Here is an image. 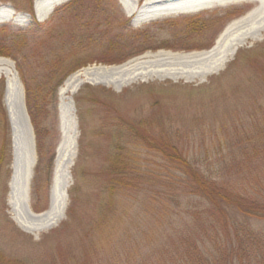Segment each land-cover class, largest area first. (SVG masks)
Here are the masks:
<instances>
[{"label": "rangeland", "instance_id": "rangeland-1", "mask_svg": "<svg viewBox=\"0 0 264 264\" xmlns=\"http://www.w3.org/2000/svg\"><path fill=\"white\" fill-rule=\"evenodd\" d=\"M36 1L0 0V46L8 48V53L0 56L4 60L0 63V79L5 85L2 104L10 128L9 158L0 173V264H264V221L238 216L228 239L219 223L195 221L190 211L200 207V200L188 201L184 197L177 207L172 200L165 201V188L158 189L164 207L153 205V211L137 207L135 195L131 194L128 199L135 205L130 211L134 222L126 234L114 240L111 254H108L109 244H99L94 241L97 238L84 236L93 231L89 223L96 211L93 204L97 193L104 188L107 162L114 149H129L126 155L133 158L132 150L142 148L144 143L139 137L128 136L125 128L110 126L117 120L119 125L151 124L146 132L154 131V140L172 141L169 133L193 132L183 144L196 155L201 170L211 176L225 173L221 170L223 165L216 163L221 157L220 144L223 148L230 146L229 139L223 135L231 136L235 129H264V33L260 40H249L238 49L236 55L242 53L241 60L233 63L235 55L222 70L204 79L188 82L152 77L118 88L83 81L75 92H62L67 79L87 68H118L142 54L154 55L158 51L207 52L230 22L257 7V3L227 0L195 13L152 18L155 4L151 2L155 0H128L137 9L133 17L126 15L120 0H67L55 4L41 22L34 12ZM68 3L81 18L65 17L62 12L53 17L55 11ZM138 15L145 17L137 20ZM54 23L56 34L62 38L45 42V47L56 46L53 50L56 60H66L73 52H79L75 58L79 59L80 68L64 78L45 70L51 67V61L39 58V53L45 56L48 52L38 48L44 31L35 24ZM70 35L74 41H68ZM124 53L129 54L127 59L116 62ZM107 59L114 62L108 63ZM15 60L28 73L42 64L39 74L44 75L43 83H47L44 92L57 87L56 119L52 126L56 136L50 139L48 153L53 155V161L48 187L41 196L45 209L34 213L30 206L35 164L28 185L30 210L34 216L44 213L56 192L61 200L67 198V209L71 207L73 212L70 220L66 221L65 212L55 226L36 234L26 233L17 226L9 204L21 190L25 191L21 168L30 150L31 137L35 162L38 161ZM12 70L15 74L7 78L5 74ZM90 76L93 81L98 78L96 72ZM80 88L86 91L80 96L79 115L75 98ZM38 89L40 92L42 86ZM90 91L95 92L93 97L88 96ZM90 100L94 103H89ZM48 110L52 115L53 108ZM204 148L210 150L208 158H215L212 163L199 154ZM138 153H141L137 161L140 169L161 174L162 164L158 159L145 151ZM67 155H72L70 163H73L71 166L67 160V167L71 166L69 174L63 165V156ZM141 218L150 220L151 227L139 222Z\"/></svg>", "mask_w": 264, "mask_h": 264}, {"label": "trees", "instance_id": "trees-1", "mask_svg": "<svg viewBox=\"0 0 264 264\" xmlns=\"http://www.w3.org/2000/svg\"><path fill=\"white\" fill-rule=\"evenodd\" d=\"M30 2L31 0H29ZM72 10L73 5L68 3L57 12L55 11L53 17H56L60 12L66 14L65 17L72 15L82 17L79 12L76 14ZM29 12H31V6ZM35 25L39 27V30L44 31L43 38L37 43L38 48L48 52L45 56L38 52L39 58L44 61H51V67H47L45 70L52 71L60 78L78 70L80 68L79 59L75 56L79 52H73L70 57H66V60H56V52H53L56 46L49 44L48 48L45 47L47 46L45 42L62 38L61 34H56L55 23L43 26ZM72 40L74 41L71 36L68 41ZM7 53L8 48L5 45L0 46V56H5ZM241 54L236 55L233 63L241 60ZM128 56L129 54L124 53V56H121L116 62L124 61ZM74 60L76 61L73 62ZM15 61L24 89L25 106L33 130L38 159L32 180L30 206L34 213H40L45 209L41 196L48 187L53 161V155L49 154L48 156V153H50V139H55L56 136L55 128L52 129V126L56 119L57 87L44 92L47 83H43L42 76L44 75L39 74L42 64L33 68L32 73L29 72V74L26 69H23L19 60ZM111 62L114 61L108 63ZM52 64H55V67H52ZM40 86L42 89L39 92L38 87ZM4 89V81L0 79V173L4 165H7L10 140V128L2 104ZM85 91L84 88H80L79 96L75 98L79 115L80 96L84 95ZM90 92L88 96L93 97L95 92ZM89 103H94V101L90 100ZM49 107L53 108L52 115L49 113ZM116 122L110 126L125 128L128 136L139 137L144 143H142V148L136 151L132 150L133 158L129 157L128 154L126 155L127 152H130L129 149L119 147L114 149V153L107 162L108 174L104 188L97 193V200L93 204L96 208V216L93 215L94 218L89 220L93 231L90 233L91 235L84 234V236L89 235L93 239L97 238L94 241L96 243L99 241V244H102L101 242H105L106 245L109 244L108 254L112 252L114 240L117 239L116 241H118L121 234L127 233L128 226L133 224L134 220L130 211L135 205L142 207L144 211H153V205L164 207L165 202L162 194L158 191L160 188L167 190V193L163 195L165 201L172 200V203L177 207L181 206L184 197L188 201L191 199L200 200V207L190 211L192 216L196 218L195 221L219 223L223 234L228 239L230 238V229L237 222L238 216L246 220L264 221V129H235L234 134H231L232 137L229 134H224L223 137L229 139L230 146L225 145L226 147L223 148L220 144L221 157L217 159L216 163L223 165L224 169L221 170H224L225 173L220 176H211L201 170L196 155L191 153V149L183 144L185 139L190 137V134L193 135V132L176 131L169 133L173 138L172 141H165L161 138L154 140L156 138L153 135L155 132H146L147 128L152 127L151 124L150 126L142 123H120L119 125V121ZM143 128L145 131H140ZM140 151L152 154L158 159L162 164L160 173L166 174L167 177L161 176V174L147 173L142 168L140 169L137 165L139 154L141 155L138 153ZM209 152L210 150L204 148V151L199 154L205 155L207 157L205 161L212 163L215 158H208ZM210 156L213 157L211 154ZM206 165L209 164L206 163ZM43 184H45L44 187ZM132 193L135 195V205L130 203L128 199ZM72 201L75 203L76 199L74 198ZM119 201L122 202L119 203ZM119 207L121 208L119 209ZM72 216L71 207H68L66 221L70 220ZM149 221L141 218L139 222L146 223L145 226L151 227L152 224ZM136 225L140 226L138 223ZM93 246L95 248L96 245Z\"/></svg>", "mask_w": 264, "mask_h": 264}, {"label": "bare ground", "instance_id": "bare-ground-1", "mask_svg": "<svg viewBox=\"0 0 264 264\" xmlns=\"http://www.w3.org/2000/svg\"><path fill=\"white\" fill-rule=\"evenodd\" d=\"M64 1L67 0H37L34 5L37 20L44 21L54 5ZM225 1L227 0H155L151 2L155 4L151 15L152 18H159L166 15L190 14L211 8L215 5H222ZM245 1L256 2L257 7L230 22L219 35L214 46L207 52L182 54L158 51L154 55L142 54L139 58L118 68H87L67 79L63 85L62 92H75L83 81L118 88V86L125 85L137 79L165 77L172 80L184 79L185 81L191 82L216 74L223 69L236 55L238 49L245 45L247 41L260 40L261 35L264 33V0ZM120 3L123 5L124 12L127 16L133 17L137 12V9L128 0H120ZM144 7L142 8L144 9ZM144 17V15H138L137 20L143 19ZM3 61V59H0V63ZM94 72L98 75L96 81L90 78V75ZM14 74L12 70V72L6 73L5 76L8 78ZM11 121L10 124L12 126ZM34 153V145L31 137L30 150L21 168L23 171L22 179L25 191L21 190L19 195L14 197L9 203L13 212V220L21 230L29 234L40 233L52 228L64 218L67 210V198L65 197L64 200H61L59 195L53 192L49 200L48 209L37 216L32 214L28 201V185L36 164ZM71 157L72 155H67L66 158L63 156V165L68 169V174L69 168L73 166V163H70ZM67 162L68 164L70 163V167H67Z\"/></svg>", "mask_w": 264, "mask_h": 264}]
</instances>
